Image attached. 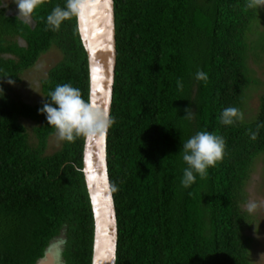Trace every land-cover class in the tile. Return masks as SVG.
<instances>
[{
	"label": "trees",
	"instance_id": "16d2710c",
	"mask_svg": "<svg viewBox=\"0 0 264 264\" xmlns=\"http://www.w3.org/2000/svg\"><path fill=\"white\" fill-rule=\"evenodd\" d=\"M65 3L44 0L28 22L0 0V264H39L64 234L65 264H93L87 136L64 141L49 155L56 133L38 111L59 84L71 83L91 101L79 16L59 31L46 26L47 15ZM115 12L108 164L118 217L117 264H253L255 241L246 234L253 220L243 205L264 156V93L254 120L246 121L245 111L251 90L263 85L252 61L264 57V32L254 30L264 11L248 8L247 0H115ZM54 50L63 59L41 82L44 100L25 103L14 88ZM198 70L208 78L197 81ZM229 106L243 112V121L219 122ZM188 107L191 119L183 118ZM205 130L225 138L224 158L184 188L182 141Z\"/></svg>",
	"mask_w": 264,
	"mask_h": 264
},
{
	"label": "clouds",
	"instance_id": "9594fccd",
	"mask_svg": "<svg viewBox=\"0 0 264 264\" xmlns=\"http://www.w3.org/2000/svg\"><path fill=\"white\" fill-rule=\"evenodd\" d=\"M11 3L17 6V18L30 21L44 0H11ZM81 3L82 0H66L64 7H54L46 17L47 28L54 32L59 31L66 20L79 16ZM260 6H264V0H247L248 8ZM6 7L8 4L4 8ZM2 78L4 77H0ZM207 78V73L203 70L195 73L197 81H204ZM8 83L14 84L15 81L9 79ZM177 84L178 87H183L180 81ZM0 92L4 95L2 87ZM45 98L43 106L38 111L45 115L47 124L55 129L60 141L74 142L79 137L100 134L115 123L108 112L97 109L90 100H85L81 90L71 83L57 85ZM184 111L186 115L183 118L191 119L194 114L192 108L188 107ZM243 119V112L231 106L223 108L219 115V122L225 126H232ZM258 134L259 128L256 132H251V139L255 140ZM225 149V138L211 131H199L183 140L179 150V155L186 165L180 180L182 187L190 188L196 182L197 176H206L208 170L224 158ZM257 207L255 202L248 203V213H254Z\"/></svg>",
	"mask_w": 264,
	"mask_h": 264
},
{
	"label": "water",
	"instance_id": "95a60500",
	"mask_svg": "<svg viewBox=\"0 0 264 264\" xmlns=\"http://www.w3.org/2000/svg\"><path fill=\"white\" fill-rule=\"evenodd\" d=\"M79 26L91 70V102L112 115L117 66L115 0H82ZM109 130L88 135L85 148L87 184L96 221L93 264H117L118 217L108 164ZM46 258L39 264H48Z\"/></svg>",
	"mask_w": 264,
	"mask_h": 264
},
{
	"label": "rangeland",
	"instance_id": "374dc122",
	"mask_svg": "<svg viewBox=\"0 0 264 264\" xmlns=\"http://www.w3.org/2000/svg\"><path fill=\"white\" fill-rule=\"evenodd\" d=\"M2 1H4L6 5L8 4L11 15L18 16L17 6L14 3H11V0ZM260 8L264 11V6H260ZM259 20H261L259 26L256 25L254 30L264 32V13L260 16ZM28 22H32V18ZM258 38L257 35H253V40H258ZM62 59L63 56L58 50H54L45 55L42 60H40L37 67L23 77V84L14 88L16 91L15 95L20 96L25 103L31 105L42 102L44 96L42 93L41 82L47 78L49 71L57 66ZM257 63L254 58L252 61V68L256 71V76L263 82V85L257 90L252 89L250 92V99L245 111L246 121H252L258 115L260 109V97L264 93V57H261ZM26 125L30 130L35 127V124L31 122H26ZM63 145L64 141H60L57 135L53 136L50 140L48 154L52 155L56 153L63 147ZM250 202H255L258 205L254 213H249L252 216L253 224L252 227L246 231L247 236H250L255 241L252 251V262L253 264H264V156L257 161L255 173L248 184L247 201L243 205L244 211H247V204ZM65 239L66 236L64 234L62 237L52 242L46 259L48 264H65L63 260V253L66 244Z\"/></svg>",
	"mask_w": 264,
	"mask_h": 264
},
{
	"label": "snow or ice",
	"instance_id": "6c2138e0",
	"mask_svg": "<svg viewBox=\"0 0 264 264\" xmlns=\"http://www.w3.org/2000/svg\"><path fill=\"white\" fill-rule=\"evenodd\" d=\"M106 3L109 4V6H111V0H105Z\"/></svg>",
	"mask_w": 264,
	"mask_h": 264
}]
</instances>
